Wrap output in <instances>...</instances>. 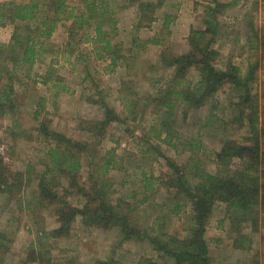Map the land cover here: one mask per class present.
<instances>
[{
  "label": "rangeland",
  "instance_id": "374dc122",
  "mask_svg": "<svg viewBox=\"0 0 264 264\" xmlns=\"http://www.w3.org/2000/svg\"><path fill=\"white\" fill-rule=\"evenodd\" d=\"M82 1L66 0L65 12L72 8L73 15H80ZM107 1L115 25L105 23L102 33L113 54L94 43L99 11L88 27L81 28H73L72 20L60 15L51 36L40 38V21L10 23L12 7L0 8V47L5 50L0 56V90L14 100L13 110L0 119L4 168L0 264H173L148 240L185 244L190 238L192 210L189 200L176 193L179 178L186 190L195 189L200 182L195 173L216 174L222 169L214 155L224 140L245 145L249 138L245 122L229 125L236 103L229 85L198 109L177 101L168 112L155 104L168 88L173 70L168 63L190 51L189 36L205 29L209 10L214 13L209 37L214 41L209 46L214 52L212 65L220 71L235 66L241 75L249 67L255 69L251 95L256 98L259 127L264 129V0H141L159 5L151 15L155 22L147 19L137 29L140 0L135 5L128 0ZM9 2L20 1L0 0V5ZM26 28L30 38L38 40L35 48L42 46L32 66L19 62L22 50L17 49L13 59L4 48L15 31L19 36L28 34ZM196 59L202 57L196 54ZM194 69L187 72L190 88L199 79ZM238 114L234 108L237 120ZM111 117L114 120L104 130L96 128ZM40 123L55 135L84 145L74 152L79 170L72 173V181L57 178L61 171L45 157L53 143L37 132ZM108 157L113 163L104 174ZM239 164L234 159L230 170ZM97 167L100 171L95 173ZM43 179L46 190L58 194L59 203L40 197ZM9 185L12 190L2 193ZM98 197L125 214L137 233L149 237L125 241L116 228L85 225L84 210L93 209L91 202ZM174 204L176 215L170 214ZM58 208L69 209L64 219L69 230L54 237L51 233L61 227ZM70 210L76 212L73 219ZM259 221L254 231L236 221L231 225L227 203L216 201L204 233L214 264H264V227Z\"/></svg>",
  "mask_w": 264,
  "mask_h": 264
},
{
  "label": "trees",
  "instance_id": "16d2710c",
  "mask_svg": "<svg viewBox=\"0 0 264 264\" xmlns=\"http://www.w3.org/2000/svg\"><path fill=\"white\" fill-rule=\"evenodd\" d=\"M20 2H9L7 4L0 5V8L4 6H11L12 10L9 12L10 23L19 21L20 23H30L34 25L40 21V32L38 37L49 38L54 32L55 25L60 21V15H64L65 20H72L73 28L76 26L88 27L90 22L94 20L96 12L99 11L98 21L95 24V36L94 43L102 44L101 51H106L109 54H113L111 51L110 43L106 40V36L102 32L105 23H113L112 15L113 11L109 8L107 0H83L84 9L80 15H73V9L70 8L66 13V0H18ZM137 0H128L130 5H135ZM159 5V4H157ZM152 3H144L141 0L138 5V24L136 29L141 26L142 22L149 19V23L155 22L156 18L153 15V10L158 6ZM150 14L147 16L146 13ZM52 15H50V14ZM210 19L205 22V29L203 31H193L189 36L190 51L184 56L174 58L168 63V67L172 68V75L170 80L167 81L166 93L155 99L156 107L164 109L166 111L174 110V105L177 101H181L189 108H200L207 99L211 98L218 89L223 85L231 86L234 92V99L236 103L232 104L233 110H231V121L228 123L230 126L238 123L242 126L244 122L247 125L249 138L246 140L248 144H237L230 140H224L221 144V149L214 155L216 163L222 167L216 174L200 173L194 174L200 182L195 189L186 190L185 185L181 182L180 178L177 182L176 193L182 195L189 200L190 208L192 210L189 215L191 221L190 238L183 242L173 243V239L167 241H159L153 237H149V243L154 246L157 252L162 253L164 256L173 260V264H214L213 260L209 256L207 243L204 239L205 225L208 216L213 210V205L216 201L225 202L228 205L229 216L231 217V225L233 221L239 223L240 226L249 225L252 231L256 230L258 225V219H260V227H264V147L260 149V139L264 136V129L259 127V117L257 111L256 98L251 95V85L254 82L255 69L249 67L245 75H241L240 70L232 65H227L225 70H216L213 67L212 56L214 52H211L209 46L213 44L212 37V17L214 13L208 11ZM2 17V16H0ZM115 24L113 23V26ZM150 25V24H149ZM21 35H17L18 31H15L11 37V44L4 48H9L10 54L13 56L18 50H22V59L19 61L22 64H28L32 66L40 55V46L35 48L36 39L30 38L31 32L28 28ZM114 30V27H113ZM27 34V35H26ZM73 35V33H72ZM72 37L71 39H73ZM207 39V42H205ZM154 44H158V41H152ZM40 43V42H38ZM71 41L68 42L69 46ZM149 43V41H147ZM25 44L24 48L21 46ZM41 44V43H40ZM40 47V48H39ZM5 50L0 47V56H3ZM196 54L202 57L200 61L196 59ZM14 59V56H13ZM15 60L18 61L17 58ZM118 60V59H117ZM116 60V61H117ZM115 61V60H114ZM113 61V62H114ZM195 68L198 73V81L192 85V88L188 87L187 72L189 68ZM45 80L44 83H46ZM186 84V85H185ZM172 96L173 100L169 101ZM13 99L4 90H0V119L13 110ZM40 106L38 109L40 110ZM234 108L239 112L238 120L234 118ZM108 114V113H107ZM37 116L35 114V118ZM114 118H107L105 122L98 123L96 128L104 130L105 124L113 121ZM97 123V122H96ZM95 123V124H96ZM245 125V124H244ZM37 132L43 135L47 140L53 143V147L48 149L45 157L51 159L53 168L61 171L59 179L69 178L73 180L72 173L79 170V158L74 152H80L85 149L81 144L73 143L69 139H65L50 132L45 124L40 123ZM168 137V136H167ZM190 150L193 148L189 146ZM195 148V147H194ZM76 149L77 151L73 150ZM234 159H238L240 164L235 170H230V164ZM112 157L107 159L104 163V174L109 172L108 167L113 162ZM2 159L0 157V183L4 181V168H2ZM196 170V169H195ZM100 171L97 167L95 173ZM45 181L39 185V195L41 198L52 200L51 202L59 203L58 194H50L46 190ZM171 185H174L173 183ZM8 187V188H7ZM2 188V193H9L12 186ZM94 205L93 209L87 208L84 210L83 218L85 219V225L94 223V227L101 229H113L116 228L120 231L123 240L129 239H145L144 233H137L133 227H131L129 218L117 211V209L105 201L103 198L98 197L91 202ZM260 203V205H259ZM260 206V210H258ZM176 205L170 211V214L176 215ZM59 210V211H58ZM57 210L61 227L51 233L52 236L58 237L62 234H67L69 230V221H64L66 218V211L68 208ZM72 213L71 218L75 215L74 210H70ZM136 237V238H135ZM237 245H235L236 247ZM39 246L35 245L36 250ZM95 264H112L111 261L102 262L97 261ZM138 264H154L149 261Z\"/></svg>",
  "mask_w": 264,
  "mask_h": 264
}]
</instances>
